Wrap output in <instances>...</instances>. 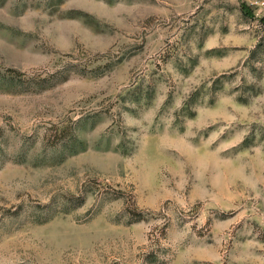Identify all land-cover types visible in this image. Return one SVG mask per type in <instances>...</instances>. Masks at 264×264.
Returning a JSON list of instances; mask_svg holds the SVG:
<instances>
[{"label": "rangeland", "instance_id": "rangeland-1", "mask_svg": "<svg viewBox=\"0 0 264 264\" xmlns=\"http://www.w3.org/2000/svg\"><path fill=\"white\" fill-rule=\"evenodd\" d=\"M264 0H0V264H264Z\"/></svg>", "mask_w": 264, "mask_h": 264}, {"label": "built area", "instance_id": "built-area-1", "mask_svg": "<svg viewBox=\"0 0 264 264\" xmlns=\"http://www.w3.org/2000/svg\"><path fill=\"white\" fill-rule=\"evenodd\" d=\"M263 6H264V4H263Z\"/></svg>", "mask_w": 264, "mask_h": 264}]
</instances>
